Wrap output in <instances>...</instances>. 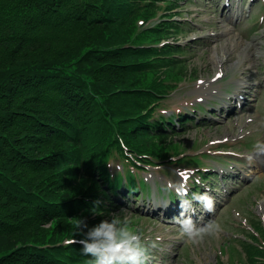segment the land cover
<instances>
[{"label": "trees", "instance_id": "1", "mask_svg": "<svg viewBox=\"0 0 264 264\" xmlns=\"http://www.w3.org/2000/svg\"><path fill=\"white\" fill-rule=\"evenodd\" d=\"M75 1L0 0V264H88L67 219L98 222L117 196H142L136 169L184 162L173 136L192 118L156 113L172 86L162 71L183 65L181 46L165 41L179 32L178 0ZM160 11L135 30L137 17L144 25ZM80 24L108 30H80L75 44L50 33ZM113 158L129 169L111 172ZM255 242L244 258L264 264Z\"/></svg>", "mask_w": 264, "mask_h": 264}, {"label": "rangeland", "instance_id": "2", "mask_svg": "<svg viewBox=\"0 0 264 264\" xmlns=\"http://www.w3.org/2000/svg\"><path fill=\"white\" fill-rule=\"evenodd\" d=\"M163 13L158 12L144 25L143 18L137 17L133 21L135 30L152 26ZM170 14L179 32L168 40H176L184 49V62L172 70L173 77L166 69L162 71L161 76L172 86L156 113L170 116L183 110L196 116L195 125L174 138L188 158L185 164L155 163L136 169L147 194L136 192L143 199L133 198V193L125 199L117 196V203L108 205L102 220L113 214L130 216L145 242L156 244L150 249L149 264H247L242 257L241 244L247 246L242 236L250 237L255 228L258 240H262L259 221L264 224V156L252 151L257 140H264V0H178L177 9ZM68 27L64 31L55 27L50 33L75 44L78 38L74 36L80 37V30L87 38L104 36L108 30L82 24ZM153 77L149 73L144 82ZM111 160V172L130 167L120 159ZM198 170L206 174V180ZM198 178L204 181V187L198 184ZM194 184L215 199L214 211L207 214L193 202L196 223L215 220L222 226L218 236L205 237L198 244L179 236L174 218L181 214L180 205L172 204V213L166 209L169 196L175 192L183 195ZM180 199L178 195L176 201ZM94 217V213L80 212L67 219L66 225L84 219L94 226L101 221L95 222ZM44 227L52 229L51 224ZM68 231L64 229L58 235L64 242L70 239L65 237L71 229ZM80 232V237L72 238H82L83 230L77 229L76 235Z\"/></svg>", "mask_w": 264, "mask_h": 264}, {"label": "clouds", "instance_id": "3", "mask_svg": "<svg viewBox=\"0 0 264 264\" xmlns=\"http://www.w3.org/2000/svg\"><path fill=\"white\" fill-rule=\"evenodd\" d=\"M257 155H264V140H257L252 147ZM251 159V156L249 157ZM181 196V214L174 218L179 225L181 239L192 244H198L205 237L218 236L222 231L221 224L210 220L197 224L188 213L193 209V202L212 213L215 199L208 192L193 194L191 198ZM78 230L87 229L78 241L83 255L90 257L88 264H149L150 249L155 248L154 242L146 243L140 231L134 227L133 220L128 215L113 214L110 219L101 220L92 227L78 219ZM76 242V241H73Z\"/></svg>", "mask_w": 264, "mask_h": 264}, {"label": "bare ground", "instance_id": "4", "mask_svg": "<svg viewBox=\"0 0 264 264\" xmlns=\"http://www.w3.org/2000/svg\"><path fill=\"white\" fill-rule=\"evenodd\" d=\"M216 1V0H215ZM225 6V5H224ZM223 9H226V11H227V13L229 12L230 13V10L229 9H227V8H225V7H223ZM226 18L227 19H229L228 18V16H226ZM247 93V92H246ZM237 98V97H236ZM230 99V98H229ZM229 103V102H228ZM241 105V104H240ZM232 107V106H231ZM229 110V109H228ZM170 127H171V125H170ZM166 129V128H165ZM264 156V155H263ZM257 160V159H256ZM235 172V171H234ZM230 176V175H229ZM181 209V208H180ZM167 215V214H166Z\"/></svg>", "mask_w": 264, "mask_h": 264}]
</instances>
